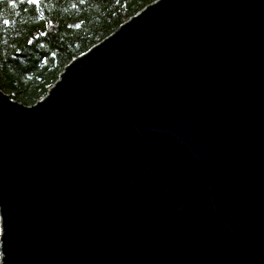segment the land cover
<instances>
[{"label":"water","instance_id":"95a60500","mask_svg":"<svg viewBox=\"0 0 264 264\" xmlns=\"http://www.w3.org/2000/svg\"><path fill=\"white\" fill-rule=\"evenodd\" d=\"M0 264H264V0H156L0 90Z\"/></svg>","mask_w":264,"mask_h":264},{"label":"trees","instance_id":"16d2710c","mask_svg":"<svg viewBox=\"0 0 264 264\" xmlns=\"http://www.w3.org/2000/svg\"><path fill=\"white\" fill-rule=\"evenodd\" d=\"M156 0H0V90L26 106L76 57Z\"/></svg>","mask_w":264,"mask_h":264},{"label":"snow or ice","instance_id":"6c2138e0","mask_svg":"<svg viewBox=\"0 0 264 264\" xmlns=\"http://www.w3.org/2000/svg\"><path fill=\"white\" fill-rule=\"evenodd\" d=\"M28 2H30V3H36L37 2V0H28Z\"/></svg>","mask_w":264,"mask_h":264}]
</instances>
